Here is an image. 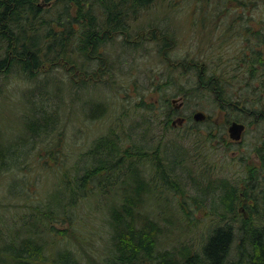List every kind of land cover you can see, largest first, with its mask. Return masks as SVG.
<instances>
[{
    "label": "trees",
    "instance_id": "16d2710c",
    "mask_svg": "<svg viewBox=\"0 0 264 264\" xmlns=\"http://www.w3.org/2000/svg\"><path fill=\"white\" fill-rule=\"evenodd\" d=\"M201 1L206 3L198 13L202 26L215 17L225 19L218 25V42L231 37L245 44L228 61L232 68L221 62L211 65L214 70L199 68L198 83L213 92L228 121L253 123V116L264 115V0ZM160 2L166 8L176 5V0H0V77L26 83L21 100L24 128L14 136L0 131V176L4 172L12 179L0 197V264H264V190L254 195L261 178L255 172L246 183L248 189L255 179V188L245 191L256 202L246 204L251 215L238 214L241 196L236 187L227 188L225 211L214 217L219 223L199 244L182 240L166 246L172 219L155 215L153 191L162 183L178 194L186 192L160 149L150 150L131 139L126 109L119 106L122 115L113 118L116 125L92 138L71 164L59 150L66 137L63 124L71 115L77 120L107 119L114 102L102 94L82 97L91 91L88 79L94 75L96 83L109 86L117 82L125 54L136 49L134 42H143L137 34L142 13ZM252 11L260 14L256 17ZM196 16L191 21L195 28ZM162 34L159 54L172 46L175 30L166 26ZM165 59L163 85L171 87L175 69L186 63ZM96 88L102 91L105 86ZM5 90L0 83V95ZM179 92L188 93L183 86ZM165 101L169 129L176 109L169 96ZM153 105L143 99L136 103ZM44 133L49 134L47 140L36 146L33 141ZM31 152L50 167L57 163L60 174L50 188L42 189L44 196L19 205L26 198L21 185L28 180L17 170L28 165ZM150 159L157 182L147 174ZM100 195L105 206L90 209L86 202ZM22 206L28 209L20 211ZM186 207L188 203L182 205ZM95 212L98 223L90 227Z\"/></svg>",
    "mask_w": 264,
    "mask_h": 264
},
{
    "label": "rangeland",
    "instance_id": "374dc122",
    "mask_svg": "<svg viewBox=\"0 0 264 264\" xmlns=\"http://www.w3.org/2000/svg\"><path fill=\"white\" fill-rule=\"evenodd\" d=\"M175 4L173 7L166 8L160 2L142 13L139 20L142 24L141 30L137 34H139L138 37L142 36L143 42H134L137 45L136 49L129 50L130 54H125L123 69L118 70L117 82L113 83V86H109L108 83H96L94 75L89 77L90 84L88 86L91 91H84L82 97L91 96L93 93L97 97L99 94L107 95L109 101L114 102L113 106L109 109L110 113L107 119L91 121L80 118L78 115L80 120L79 118L77 120L72 119L71 115V119L67 122L65 118L66 123L63 126L66 137L62 141L64 145L59 147L61 153L65 152L64 160L71 164L81 151L88 148L92 138L105 133L109 125H116L113 118L122 115L119 106L123 110L126 109L128 116L125 117L127 119L125 123L129 124L131 139L145 145L150 150L160 149L161 157L166 158V161L169 160L168 163L175 170L176 180L186 192L185 195L178 194L174 189L162 183H157L158 186L153 191V202L151 201L153 204L150 203L155 207V215L160 219L165 215L172 219L170 232L165 237L166 246H172L173 243L177 244L182 240H190L194 245L199 244L206 237L210 228L219 223V218L214 219V217L225 211L224 204H222L225 189L236 187L237 194L240 196L242 192L246 191V183L251 174V172L249 173L250 168L239 166L234 160L241 161V157L255 155V135L259 127L256 119L255 122H250L241 142L234 143L229 136L225 113L221 111L216 96L206 88V85L198 83L199 68L209 69L210 67V70H214L211 65H220L216 64L217 62H221L228 69L229 66L232 68V64L228 61L232 62V59L240 54L245 43L242 39L235 40L231 37L222 43L218 42V36L221 35L219 29L222 28H218V25L225 20L224 18L215 17L206 21L205 26L201 25L203 19L202 15L198 13L201 11L200 7L206 5L205 2L176 0ZM245 12L249 14L250 10L246 7ZM195 13L197 16L194 15ZM252 13L257 14L256 17L260 14L259 11H252ZM193 16H196V19L199 17V27L197 28L192 26ZM166 26L175 30V39L171 42V47L164 49L159 54L158 48L163 47L165 42L162 31ZM165 56H171L177 63L182 59L186 63V65L177 67V70L175 69L171 87L163 85L168 73ZM192 59L197 60L196 64L191 61ZM3 79L0 77V80ZM0 83H3L6 88L0 95V131L14 136L22 130L24 122L21 115L25 108L21 100L23 99L22 90L26 83L21 80L9 79H4ZM96 85H103L105 89L98 90ZM181 86L184 91L188 92L187 94L179 92ZM166 96H169L171 100L174 97L178 98L176 104H179L181 99L186 101L184 107L180 108L181 114L190 113L193 109L204 110L210 115L209 122L195 124V127H187V125L174 127V124L171 123L168 129L166 126L168 112ZM142 99L145 102L153 103V108L136 107V103ZM211 126L214 127L210 130ZM192 131L195 134H191ZM48 136L49 134L44 133L33 143L36 146L37 144L41 145L42 140H47ZM74 136H76V142ZM230 147L231 150H229ZM232 150L237 151L236 158H232ZM71 152L73 157L70 155ZM28 157V165L17 170L19 176L28 180L26 186L21 185L22 195L26 198L22 197L18 202L19 205L30 203V201L44 196L43 190L50 188L51 183L56 181L60 174L57 163H53L50 167L47 162L42 161L43 159L33 155L32 152ZM146 162L149 166L148 176L152 181L155 179L157 182L156 169H154L152 159ZM238 170L240 171L238 172ZM7 175L8 173L3 172L0 176V197L5 193L4 184L8 180H12ZM254 180H251L247 189L249 193L256 186ZM263 190L264 182L260 178L254 195L259 197V193L263 194ZM109 202H111L110 199ZM181 202L182 205L188 203L193 210L189 211V207L183 209ZM86 203L90 209L94 210L100 206L104 207L106 199L100 195ZM249 203L256 204L254 198L250 199ZM239 206L240 204L237 206L239 210L237 211L241 215L243 213ZM26 209L28 207L22 206L20 211ZM13 211L17 212L15 209ZM249 213L251 215L250 211ZM95 214L96 212L93 213L94 217L92 216L93 224H88L90 227L95 224V220L98 223Z\"/></svg>",
    "mask_w": 264,
    "mask_h": 264
},
{
    "label": "flooded vegetation",
    "instance_id": "af4514ba",
    "mask_svg": "<svg viewBox=\"0 0 264 264\" xmlns=\"http://www.w3.org/2000/svg\"><path fill=\"white\" fill-rule=\"evenodd\" d=\"M175 98L176 97L172 98V100H171L173 107L176 109L175 110L176 117L173 119V124L175 127L176 126H182V125H187V127H189V126L195 127L196 126L195 124H201V123H208L209 122L208 118H210V115L207 114L206 112L205 113L207 114V117L205 120H202V121L195 120L194 113L196 111L202 110V109H193L190 113H182L181 114L180 108L184 107V105L186 104V101L184 99L180 98L181 99L180 100L181 105L178 107L176 104L177 101L173 100ZM176 99H178V98H176ZM222 112L225 113V117H226L227 111L224 110ZM253 118H254V120L256 119L257 121L261 122L258 129H257V133L255 135L254 151H255L256 156L255 155L253 157L246 156L244 158L241 157L240 158L241 161L234 160V162L237 163L239 166H244V167L248 166L250 168L249 173L255 172V174H258L259 177H261L262 181L264 182V180H263V176H264V115H263V113L257 114L255 116H253ZM233 120L234 119L228 121L226 119V122L228 121V127H229V124ZM244 123L246 125V128H245V131H246L249 127V123H246V122H244ZM245 131L243 132V134L245 133ZM209 133H211V132L209 131ZM233 141L236 144L241 142V140H233ZM229 150H231V147L229 148ZM236 152L234 150H232V153H233L232 158L233 157L236 158V156H235ZM239 171L240 170H238V172ZM247 181L249 182V179ZM259 181H260V178H259ZM241 194H242L241 195V204L239 206V209L242 210V213L244 214V216H249L250 215L249 209L246 205V204H249V197L246 196L245 192H242Z\"/></svg>",
    "mask_w": 264,
    "mask_h": 264
},
{
    "label": "water",
    "instance_id": "95a60500",
    "mask_svg": "<svg viewBox=\"0 0 264 264\" xmlns=\"http://www.w3.org/2000/svg\"><path fill=\"white\" fill-rule=\"evenodd\" d=\"M174 101H177L178 99H173ZM181 104L179 103V105L177 104V106L179 107ZM207 117V114L205 113V111L203 110H198L194 113V118L195 120L198 121H202L205 120ZM246 125L243 122L237 121V120H233L228 127V132L230 137L233 140H241L243 132L245 131Z\"/></svg>",
    "mask_w": 264,
    "mask_h": 264
}]
</instances>
